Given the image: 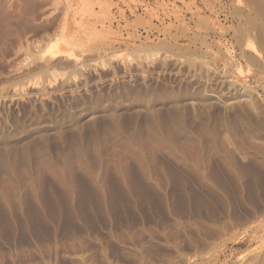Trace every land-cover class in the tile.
Listing matches in <instances>:
<instances>
[{"label": "rangeland", "instance_id": "rangeland-1", "mask_svg": "<svg viewBox=\"0 0 264 264\" xmlns=\"http://www.w3.org/2000/svg\"><path fill=\"white\" fill-rule=\"evenodd\" d=\"M38 5L0 32V264H264V0Z\"/></svg>", "mask_w": 264, "mask_h": 264}, {"label": "bare ground", "instance_id": "bare-ground-1", "mask_svg": "<svg viewBox=\"0 0 264 264\" xmlns=\"http://www.w3.org/2000/svg\"><path fill=\"white\" fill-rule=\"evenodd\" d=\"M39 1H37V0H11V2H10L11 3V6L9 7L8 5L10 3L8 4V1L7 0H6V2H3V0H0V32L1 33L3 32L4 34L5 33H8V30H9L8 29V23L13 21V19H12L13 17L12 18L10 17V16H13V15H11L12 14V10H13L12 7L15 9L14 12L15 11H18L20 14H24L23 12H25V10H27L28 12H26V13L28 14V13H30L29 10L30 11L32 10L33 12L36 11V8H37V5H38V2ZM39 6L40 5H38V7ZM8 7L11 8L12 10L8 9ZM9 10L11 11L10 14L8 13ZM37 10L39 11V8ZM32 11H31V13L33 14V16H36L37 13H40V12H37V13L34 14ZM8 16H9V18H8ZM21 16L24 17V15H21ZM25 17H26V15H25ZM17 18H20V16L19 17L16 16V20H17ZM9 19L12 20V21H9ZM18 21H19V19H18ZM23 22H25V21H23Z\"/></svg>", "mask_w": 264, "mask_h": 264}]
</instances>
